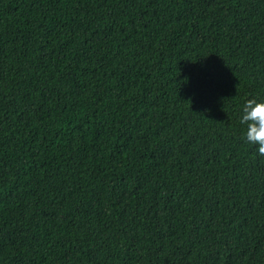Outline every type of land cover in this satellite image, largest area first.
<instances>
[{"label":"trees","instance_id":"obj_1","mask_svg":"<svg viewBox=\"0 0 264 264\" xmlns=\"http://www.w3.org/2000/svg\"><path fill=\"white\" fill-rule=\"evenodd\" d=\"M264 0H0V264H264Z\"/></svg>","mask_w":264,"mask_h":264},{"label":"clouds","instance_id":"obj_2","mask_svg":"<svg viewBox=\"0 0 264 264\" xmlns=\"http://www.w3.org/2000/svg\"><path fill=\"white\" fill-rule=\"evenodd\" d=\"M240 123L245 126L244 139L264 155V100L247 99L241 109Z\"/></svg>","mask_w":264,"mask_h":264}]
</instances>
